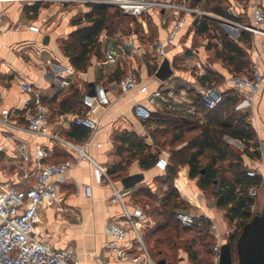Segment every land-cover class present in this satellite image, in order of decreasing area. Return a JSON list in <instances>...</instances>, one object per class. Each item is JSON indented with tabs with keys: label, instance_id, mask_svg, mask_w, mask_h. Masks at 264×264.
Returning a JSON list of instances; mask_svg holds the SVG:
<instances>
[{
	"label": "crops",
	"instance_id": "crops-1",
	"mask_svg": "<svg viewBox=\"0 0 264 264\" xmlns=\"http://www.w3.org/2000/svg\"><path fill=\"white\" fill-rule=\"evenodd\" d=\"M246 2V13L249 16L248 8L256 0H247ZM261 3L264 6V1ZM90 10L91 7L88 3H60L42 0L0 1V109L5 107L10 110V121L13 124L25 125L27 123L25 114L30 106H25L23 100L28 99L29 102H32L38 96L49 108L50 131L57 132L60 136L75 142H86V151L104 164L107 169L110 165L121 160L114 149L113 134L116 131L134 132L138 136H144L145 139L149 137L145 132L149 125L134 116L130 110L131 104L141 100L143 95L138 94L136 90L122 94L115 82L129 71L147 83L149 89L155 88L159 81H164L155 77L160 63L157 62L152 47L154 38L160 36L162 32L159 22L151 16L156 33L148 46L149 50L147 49L153 59L146 61L143 57L146 50L140 44V39L143 37L138 39L135 33L120 32L113 33L111 36L104 33L105 30L99 37L100 55L92 54L86 70L80 72L70 65L68 57L64 55L61 49V40L66 39L68 34L76 28L73 21L82 18ZM238 11L239 7L237 6L235 12L238 13ZM190 21L187 18L188 25ZM147 31L148 29L145 32V37L150 38ZM194 33L196 32L193 27L189 28L185 36L180 38L179 44L175 48H171L166 57L173 70L172 75L167 79L173 81L178 92L182 91L185 94L184 100L178 103L175 109L156 108L155 111L168 109L190 113L187 111L189 108L196 110L194 101L199 98V95L195 87L208 85L207 83L202 85L199 81V77L206 71L200 74L198 70L194 69V63L190 71L176 70L174 67L176 58L187 55L188 50L186 49H189L187 45L185 52L183 51L181 40L186 37L192 38ZM249 34L251 43L244 48L250 66L255 57L254 50L259 48L261 38ZM120 48L124 49V54L118 56L115 63H107L106 53L118 52ZM196 59L203 64L201 59ZM47 60H50L51 63H46ZM259 64L264 69V60ZM226 72V74L223 73L224 78L234 74L230 68ZM150 73L153 74L152 77L149 76ZM59 76L66 80V85L60 83ZM223 80L220 84L211 83V85L224 91L227 87L223 85ZM96 86H104L110 98V104L99 108L95 114L98 120V129L92 133L87 129L88 134L82 140L69 137L66 132L74 124H64L61 121L65 116L68 118L78 112L60 113L57 105L63 96L71 90L77 89L83 97L85 93L95 89ZM262 94L264 95V91L256 98L252 107L241 104L240 97L237 95L239 103L236 106V110L247 116L255 131L258 144L256 149L259 154L257 157H249L244 153L242 159L246 170H254L255 176L261 178L260 186H264V154L259 149L261 141L264 140V97ZM80 110L79 113L82 112L83 106H80ZM195 114L197 113L195 112ZM9 132L12 138L6 139V131L0 127V181L19 184L20 174L24 170L33 169L37 163L34 153L37 146H41L46 152L44 162H58L73 157L71 150L58 140L36 137L24 131L11 130ZM145 139L144 141L149 145ZM97 143H101V146L97 147ZM249 150L253 151L254 147H250ZM127 168L126 175L142 173L143 179L131 188H124L120 179H112L121 187L125 201L144 208L146 217L143 229L155 228L156 221L151 219L149 213L147 214V204L137 201L134 194L141 187L154 191L156 187L152 179L158 174L162 175L166 168L158 170L153 166L149 169H142L137 160L131 161ZM188 179L186 168L184 174L178 171L173 180V186L180 198L194 205L195 212H208L211 219L214 222L217 221L218 229L225 231L224 215L218 212L216 199L214 200L213 196L210 197L206 191L199 188L189 189L185 185ZM84 184H92V176L90 166L82 162L67 171V182L61 189L59 201L44 209L41 221L36 228L38 238L49 242L56 249L74 248L78 254L79 264H133L131 261H119L115 254L107 251L104 247L108 240V236L104 232V225L108 221L119 219L121 213L119 205L109 202L110 187L106 183L92 184L91 195L87 197L83 191ZM196 187L198 186L196 185ZM225 236L222 243L228 240L225 239ZM159 261L157 260V262ZM175 264H190V262L185 254H181Z\"/></svg>",
	"mask_w": 264,
	"mask_h": 264
},
{
	"label": "built area",
	"instance_id": "built-area-1",
	"mask_svg": "<svg viewBox=\"0 0 264 264\" xmlns=\"http://www.w3.org/2000/svg\"><path fill=\"white\" fill-rule=\"evenodd\" d=\"M4 1V0H0ZM60 3H100L118 8L122 14L139 18L150 15L161 25L160 36H156L152 42L153 52L158 63L168 56L171 48L179 44L180 38L186 31L193 27L194 22H200L206 18H213L229 27L242 30L261 38L259 48L255 49V57L246 73L231 74L225 77L223 85L234 91L240 97L241 104L252 107L256 98L264 91V69L260 62L264 60V6L256 2L248 8L249 23L242 24L235 19V9L239 5L232 2L226 7V12L233 17H223L208 10L199 8L191 3V0H42ZM189 18L190 24H187ZM124 54V49L118 52H107L106 62L115 63L118 56ZM46 63H51L47 60ZM194 69L200 74L204 69L200 61L194 62ZM60 83L66 85L65 79ZM122 94L136 90L143 95L141 100L131 104L130 110L140 120H147L151 112L156 108L175 109L176 105L184 100L182 91H177L171 79L159 81V84L149 89V85L138 79L132 72L125 73L115 82ZM200 102L208 109L215 108L222 100L223 91L217 86H196ZM263 95V94H262ZM264 97V95H263ZM83 110L61 121L80 125L90 133L98 129V120L95 114L99 108L110 104V98L104 86H96L93 94L85 93L82 97ZM25 106H30L26 111L25 125L13 124L10 121V110L0 109V127L6 131L5 138L10 139L9 131L27 132L36 137H46L62 142L73 153V157L58 162H44L45 150L41 146L34 149L36 164L33 169L24 170L19 176V184L0 181V264H79L78 254L72 247L56 249L47 241L38 238L37 224L41 221L45 208L59 201L62 187L67 182V171L82 162L87 163L91 169L92 184L102 185L106 183L111 194L109 202L117 204L121 208L120 218L108 221L104 225V232L108 236L104 247L115 254L119 261H131L133 264H158L149 253L143 239L142 229L145 222L144 208L138 204H130L125 201L122 189L112 179L104 164L92 157L85 149L86 142H75L60 136L57 132H51L49 128V108L36 96L32 102L23 100ZM188 112L194 114V108ZM97 147L101 143L96 144ZM264 154V140L259 146ZM167 150L161 149L155 160L154 166L158 170H164L167 166ZM248 176H255L254 170H246ZM92 184H84L85 196L91 195ZM250 198L256 196V187L248 189ZM175 220L180 228H191L196 221H205L208 226V237L212 242V262L218 264L220 246L224 235L228 231H220L216 222L206 211L192 212L177 210ZM132 249H134L132 251Z\"/></svg>",
	"mask_w": 264,
	"mask_h": 264
},
{
	"label": "trees",
	"instance_id": "trees-1",
	"mask_svg": "<svg viewBox=\"0 0 264 264\" xmlns=\"http://www.w3.org/2000/svg\"><path fill=\"white\" fill-rule=\"evenodd\" d=\"M202 1L208 11L223 17H233L226 12L228 5L225 0H191V3L198 6ZM89 6L91 7L90 12L74 20L73 24L76 28L68 34L66 39L61 40L64 55L68 57L70 65L80 72L86 70L92 54L100 55L99 37L103 31L108 29L111 18L121 12L118 8L107 4L90 3ZM212 21L216 20L206 18L200 22H194L193 30L199 34L210 32ZM218 43L220 47L216 50V57L220 58L234 74L246 73L249 69V60L244 47L251 43L249 32L242 31L236 40L221 34ZM213 79L210 72H205L199 77L202 85L214 84ZM81 101L82 94L77 89L71 90L63 96L57 108L60 113L71 111L79 113L80 106H82ZM238 103L237 94L226 89L222 93L221 102L215 108H206L199 98H196L194 104L197 114L168 109L154 110L144 121L148 125L153 124L156 129H161V133H169L170 136L165 140L169 145H174L175 148L176 145L181 144L173 150L171 162L162 174V185L165 190L161 197L157 198V194L146 187L139 188L134 194L135 197L143 195L147 199L139 201L140 203L148 205L147 201H150L149 214L156 219L155 228L145 233V237L151 242L149 253L156 261L163 260L164 264H175L177 259H172L169 254L177 246L174 239L182 232L193 230L197 235L185 238L183 249L188 254L191 264H209L208 259L199 257L200 251L193 248L200 237L204 239L205 244L206 241L212 244L210 239L208 240L209 224L205 221H196L191 228H180L175 220V212L185 210L181 208L189 206L180 198L173 186V180L178 172L177 168L181 165L187 167L188 178L195 179L199 189L210 191L216 199L217 207L224 210V217L228 222L237 220L240 223L239 228H242L252 217L253 199L249 197L248 189L259 187L261 178L248 176L243 159L231 152L223 140L224 137L238 140L244 145L243 153L249 157H257L259 154L256 149L258 144L255 131L247 116L236 111ZM169 126H172L171 130ZM194 130L197 131L195 134L187 136V133ZM66 134L82 140L88 132L84 127L74 124ZM113 143L116 155L122 158L118 163L107 168L113 179L121 180L126 176L129 161L137 160L142 169L154 166L157 154L151 152L149 145L136 133L116 131L113 134ZM250 147H254V150L250 151ZM156 201L159 204L153 205ZM238 235L234 233L229 235L228 241L232 247ZM204 252L208 253V250ZM210 253L212 259V246Z\"/></svg>",
	"mask_w": 264,
	"mask_h": 264
},
{
	"label": "rangeland",
	"instance_id": "rangeland-1",
	"mask_svg": "<svg viewBox=\"0 0 264 264\" xmlns=\"http://www.w3.org/2000/svg\"><path fill=\"white\" fill-rule=\"evenodd\" d=\"M225 1L227 5H230L232 2L238 3L239 11L235 15L236 20L242 24L249 23V16H248V13H246L247 12V2L246 1H243V0H225ZM198 7L204 10H208V8L205 6L203 1L198 5ZM151 18L152 17L150 15L142 16L139 18H131L119 12L116 16L111 18V21L109 22V27L104 33H108L111 36L113 33H119V32L124 33V34L135 33L136 38L140 39L141 37H143L142 39H140L141 46L146 50V54L143 57L146 61H149L153 59V56L148 51L149 50L148 46L149 44H151L152 39L156 33L154 23ZM210 26H211L210 32L208 31L202 34L194 33L192 38L188 39L186 37L181 40L182 41L181 48L183 49V51L185 52L187 45L189 46V49H186L188 50L187 55L176 58V61L174 62V67L176 68V70L185 69L186 71H190L192 64L197 60L196 58L201 59L203 61L202 67L204 71L211 73V77L214 78L213 79L214 84H219L224 78L223 73L226 74L227 73L226 71L227 70L229 71V67L223 61H221L220 58L216 57V50L220 47V44L218 43L219 36L221 34H225L228 38L236 40L237 37L240 35V33L244 30H242L241 28H234L232 26L229 27L226 24H223L217 20L210 22ZM147 29H148L147 32L151 36L150 38L145 37V32ZM194 52L196 53V55ZM123 71H125V69H123ZM151 73L149 74V76L152 77L153 74ZM236 111L239 112L238 110ZM171 129H172V126H169V130ZM160 130L161 129H156L153 124H150L145 130L146 134L149 135L148 139H145V137L141 135L140 137L143 138V140L145 139L149 142L150 151H152L154 154H157L159 150L161 149H166L168 153L167 155H168V164H169L171 162V155L173 153V150L176 149L177 147H180L181 144L176 145L175 148H174V145H169V143H167V141L165 140L166 138L170 136V134L161 133ZM196 132H197L196 130L190 131L189 133H187V136H192ZM152 134L154 135V138L152 137ZM223 140L226 142L231 152H233L235 155L241 158L243 157L244 145L241 142L236 141L235 139H230L228 137H224ZM128 165H130V161L127 164V167ZM186 168H187L186 166L181 165L177 168V170L181 171V173L184 174V170ZM126 170H128V168H126ZM182 178H184V175H182ZM152 180L156 188L154 191H151V192H155V194H157L156 197L160 198L163 191L165 190V187L162 185L163 177L162 175L158 174ZM185 185L188 186L189 189L191 188L192 190L198 188L196 187L197 182L195 179H188ZM207 194L210 197L212 196L210 191H207ZM135 199H138L137 201L147 200L143 195H137ZM263 202H264V186H259L258 188H256V196L253 198V205L251 208L252 214H255L261 211ZM147 203L148 205L146 206V211L148 214L150 211L149 207L151 206V204H150V201H147ZM154 204L158 205L159 202L156 201L155 203H153V205ZM181 209L195 212L196 207L194 205L189 204L188 207L181 208ZM217 210L218 212H220V214L224 215V210L220 208L219 209L217 208ZM151 219L156 221V219L153 216H151ZM224 222L226 224V230L228 231V236L227 235L225 236L226 240L228 239L230 234L234 233L238 235L240 233L242 228H239L240 227L239 221L234 220L232 222H228L227 219L224 217ZM149 229L150 228L143 229V238H144L147 248H149L148 250H150L151 242H149V240L145 237V233ZM196 235L197 233L191 230V231L182 232L179 237H176L174 240L177 242V246L176 248L172 249L169 252L172 259H178V257L181 256V254H185L186 257H188V254L183 249L184 240L185 238H189L191 236H196ZM206 242L207 243L205 244L204 239L200 237L193 245V248L200 251L199 257H203V258L206 257L209 261V264H214L212 262L211 253H210L212 244L209 243L208 241ZM204 250H208V253H205ZM236 261H237V256H236L235 251L233 250V262L236 263Z\"/></svg>",
	"mask_w": 264,
	"mask_h": 264
},
{
	"label": "water",
	"instance_id": "water-1",
	"mask_svg": "<svg viewBox=\"0 0 264 264\" xmlns=\"http://www.w3.org/2000/svg\"><path fill=\"white\" fill-rule=\"evenodd\" d=\"M172 72L168 59L164 58L155 72V77L165 80ZM93 93L94 88L87 92L90 95ZM142 179V173H134L124 176L120 181L124 188H131ZM233 250L237 256L236 263L233 262ZM163 263V260L158 262ZM218 264H264V202L261 211L253 214L243 225L234 247L228 240L221 244Z\"/></svg>",
	"mask_w": 264,
	"mask_h": 264
}]
</instances>
